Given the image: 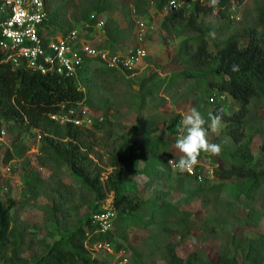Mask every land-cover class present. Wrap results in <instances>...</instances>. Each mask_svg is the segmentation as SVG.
I'll list each match as a JSON object with an SVG mask.
<instances>
[{
	"label": "rangeland",
	"instance_id": "1",
	"mask_svg": "<svg viewBox=\"0 0 264 264\" xmlns=\"http://www.w3.org/2000/svg\"><path fill=\"white\" fill-rule=\"evenodd\" d=\"M116 1L117 4L129 2L132 13L127 16L110 9L109 4L101 11L93 12L96 0H76L60 10L59 18L49 15V31L44 34L49 40L58 41L77 30L97 48L100 46L111 53L127 55L139 46L147 54L137 69L113 73L107 81H100L101 87L91 90L85 102L69 109L81 121L79 128L86 131L89 143L94 146L91 157L106 175L111 171L107 167L108 155L118 148L121 139L130 137L134 129L140 130L142 148L161 143L169 155L151 157L144 150L139 151L133 157L136 172L130 174L124 184L140 200H151L158 206L189 213L192 230L171 239L178 245L177 253L181 259L187 261L198 253L200 264L215 263L222 254L243 260L247 251H238L230 244L237 233L253 241L264 253V197L247 201L239 195L238 182L212 177L202 181L187 179L183 184L181 177L166 165L167 158L182 156L175 148V142L184 132L182 118L185 112L196 107L206 120L207 128L210 114L216 108L209 99L220 94L208 86L196 84L200 74L206 72L193 68L188 69L197 75L192 82L187 81L178 88L169 85L176 72L171 66L174 57L185 41L195 35L180 30L171 32L163 27L171 0ZM173 1L189 14L195 3L201 4L205 12L200 19L209 31L207 38L213 52L231 37L248 39L252 28L264 40V0H247L242 5L233 2L222 9L217 8L216 0ZM60 6L61 3L53 2L49 9ZM94 13L104 23L101 30L94 28L95 22L91 21ZM140 25L144 26L143 35L140 34ZM110 29L121 35L109 36ZM99 64L97 61L93 65ZM177 70L186 72L182 68ZM81 85L88 93L89 87L84 82ZM219 104L230 115L241 109L232 98L224 101L220 98ZM67 111L63 114L67 115ZM256 116L247 119L245 128L251 139V148L259 159L264 140V105ZM1 132L4 140L0 141V201H15L13 226L24 237L23 258L27 264H37L70 232L84 227L93 214L108 207L113 196H108L104 204L99 203L69 166L42 152L39 131L9 124ZM208 140L221 146L219 155L201 152V163L208 166L216 162L223 165L221 153H235L238 149L227 135L224 124L218 133L209 130ZM8 156L11 157L9 162ZM133 220L141 223L147 217L141 212ZM110 239L115 253L93 252L94 258L105 264H165L159 257L151 259L150 256L151 248L161 249L167 240L154 226L138 229L115 214Z\"/></svg>",
	"mask_w": 264,
	"mask_h": 264
},
{
	"label": "trees",
	"instance_id": "2",
	"mask_svg": "<svg viewBox=\"0 0 264 264\" xmlns=\"http://www.w3.org/2000/svg\"><path fill=\"white\" fill-rule=\"evenodd\" d=\"M75 1L44 0L48 22L45 24V30L41 32L42 36L49 31V15L59 18L60 10ZM216 1L217 8L222 9L233 2L242 5L247 0ZM53 2L61 3V6L50 10L49 5ZM106 4H109L110 9L121 11L127 16L132 13L129 2L117 4L116 0H96L93 12L101 11ZM204 12V8L197 2L190 14L185 8H181L170 12L163 22V27L168 31L180 30L185 34L195 35L185 41L174 57L171 66L176 68V72L170 78L169 85L178 88L187 81L192 82L197 75L190 73L189 68L206 72L200 74L195 83L220 93L212 95L209 99L215 101L213 105L216 108L212 115L222 116L227 135L238 149L235 153H221L223 165L216 162L208 166L201 163L199 156L195 175L180 172L170 165V161L176 163L179 158H167L166 165L171 172L181 177L183 184L187 179L202 181L211 177L221 181H236L239 195L247 201H253L258 196L264 197V140L258 159L251 148V139L245 126L247 119L256 118L257 111L264 105V40L252 28L248 39L231 37L213 52L207 38L209 31L200 19ZM108 35L120 36L121 33L110 29ZM99 48L103 49L100 46ZM99 63L94 66L97 61L86 60L77 77L65 79L57 75L43 76L25 69H14L5 62L4 55L0 52V134L2 128L9 124L28 131H39L43 143L42 152L48 153L60 164L69 166L87 192L99 203L104 204L108 196L112 195L111 207L121 216L122 221H128L129 226L138 229L146 230L148 226H154L167 237L161 249H150L151 259L159 257L165 264H200L198 253L190 256L187 261L181 259L177 253L178 245L171 241L173 238L189 234L192 230L189 213L158 206L151 200H140L129 192L124 184L127 177L136 172L133 159L136 153L144 150L151 157L155 154L169 155L165 145L154 143L142 148L141 132L134 129L130 137L121 139L118 148L114 147L108 155L107 167L111 171L104 175V170L91 157L94 146L89 143L86 131L74 124L62 125L51 119L52 116L60 114L63 107L69 110L85 102L92 89L101 87L100 81H107L113 73L120 72L110 69L103 62ZM234 65L238 66V71L232 70ZM181 68L186 72L177 70ZM81 82L89 87L88 93ZM222 96L239 103L240 111L233 115L228 114L219 104ZM246 139L249 141L246 142ZM10 159L8 156L7 162ZM15 207V201H0V264H27L22 255L24 237L13 226L12 210ZM101 211L103 208L96 213ZM141 212L147 220L135 222L133 218ZM92 217L84 227L70 232L65 240L52 247L37 264H105L93 257L94 247L103 240L112 243L110 238L113 231L106 237L99 236ZM230 244L238 251H247L243 260L237 256L222 254L215 263L208 264H264V253L244 235L234 234Z\"/></svg>",
	"mask_w": 264,
	"mask_h": 264
},
{
	"label": "built area",
	"instance_id": "3",
	"mask_svg": "<svg viewBox=\"0 0 264 264\" xmlns=\"http://www.w3.org/2000/svg\"><path fill=\"white\" fill-rule=\"evenodd\" d=\"M180 5L171 1L168 5V13L179 10ZM95 22L94 28L103 29L104 23L91 17ZM48 22V14L44 0H0V52L4 55L5 62L14 69H25L43 76L57 75L65 79L77 77L86 60H94L105 63L114 70H135L143 64L147 54L142 47L137 46L127 55L114 54L108 50L97 48L92 41L82 37L75 30L62 37L58 41L49 40L41 35ZM144 26L140 25V34L144 33ZM225 100V97H220ZM210 103H215L214 99ZM63 107L62 112L52 116L51 119L59 124L71 123L80 127L81 121L75 118L74 111H67ZM63 114V115H62ZM4 133L0 134L3 142ZM175 167V163L170 161ZM187 172V171H185ZM196 165L187 172L195 175ZM103 208V211L92 217L93 225L97 228L99 236H108L114 228L115 211L111 207ZM95 253L114 254V246L107 240L98 242L94 247Z\"/></svg>",
	"mask_w": 264,
	"mask_h": 264
},
{
	"label": "clouds",
	"instance_id": "4",
	"mask_svg": "<svg viewBox=\"0 0 264 264\" xmlns=\"http://www.w3.org/2000/svg\"><path fill=\"white\" fill-rule=\"evenodd\" d=\"M233 71H238V66H233ZM206 120L201 112L192 107L185 112L182 118V126L184 132L178 136L175 142V148L182 153V156L175 163V167L180 172H191L198 163V157L201 152L219 155L221 146L219 144L210 143L208 140L209 130L218 133L222 126V116L219 114H210V124L206 128Z\"/></svg>",
	"mask_w": 264,
	"mask_h": 264
}]
</instances>
